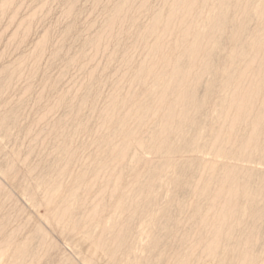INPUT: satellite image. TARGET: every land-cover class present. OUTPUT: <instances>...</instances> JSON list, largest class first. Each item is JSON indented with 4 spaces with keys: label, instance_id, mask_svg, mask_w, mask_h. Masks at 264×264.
<instances>
[{
    "label": "bare ground",
    "instance_id": "bare-ground-1",
    "mask_svg": "<svg viewBox=\"0 0 264 264\" xmlns=\"http://www.w3.org/2000/svg\"><path fill=\"white\" fill-rule=\"evenodd\" d=\"M17 2L0 0V18ZM76 2H66L65 13L70 19ZM160 8L153 10L150 0L113 4L96 37L62 68L85 66L102 50V42L122 41L121 35L129 34L121 58L111 54L106 59L111 62L109 58L115 57L129 76H119L106 98L97 91L104 105L96 110L91 105L92 98H97L93 97L98 86H93L98 78L96 69L81 67L86 78L80 83L86 91L73 93L74 87L69 88L50 100V107L45 105L48 114L64 110L68 115L37 133L36 128L46 120L39 109L40 115L33 124L30 120L32 126L25 130L41 142L39 157L45 163L39 177L41 164H32L29 157L23 160L21 150L9 159L7 170H1L33 204L46 210L47 219L63 230L67 239L86 246L81 264H259L253 247L264 220L260 206L264 169L256 172L239 163L264 157V0H163ZM13 10L12 24L18 8ZM140 14H148L149 22L144 26L137 23ZM253 14L257 20L251 28ZM30 17L18 30L32 31L35 13ZM74 27L70 24L61 34L62 42ZM48 37L46 34L37 43V64L49 51ZM18 38L16 31L12 42ZM56 47L59 50L50 52L54 58L63 48ZM87 47L92 54L86 52ZM224 47L227 53L222 56ZM138 49L143 58L135 66L130 54ZM28 59L0 72V97L23 76ZM68 70L65 67L59 81L50 85L51 98ZM206 77L209 79L205 81ZM202 87L203 94L199 95ZM41 91L35 98L38 105L47 97V90ZM25 93L0 111V135L4 138H11V128L22 122L28 107ZM215 95L218 102H214ZM90 106L98 117L96 128L83 120V112ZM203 131L207 136L205 150L211 158L183 159L181 171L172 177L176 194L165 204H157L158 184L174 165L173 157L186 149H199ZM79 132L90 135L91 150L86 144L75 143ZM2 144L0 139V151ZM50 148L62 163L48 164V159H43L48 156L50 160ZM228 158L234 162L221 160ZM19 161L27 167L25 172L19 169ZM31 180L43 191L41 194L28 184ZM183 190H187V198L182 200L178 193ZM5 196L0 185V201ZM145 222L155 227L152 233L145 230ZM96 226L97 235L93 230ZM33 228L30 237L19 243L17 231L8 233L6 225L0 226V264H26L28 258L42 263L33 250V241L39 238L42 247L51 244L46 231L37 225ZM60 260L58 264L68 262Z\"/></svg>",
    "mask_w": 264,
    "mask_h": 264
},
{
    "label": "rangeland",
    "instance_id": "rangeland-1",
    "mask_svg": "<svg viewBox=\"0 0 264 264\" xmlns=\"http://www.w3.org/2000/svg\"><path fill=\"white\" fill-rule=\"evenodd\" d=\"M67 1L68 0H18L16 6L12 7V9L8 11L7 15H4V17L0 18V72L2 73L3 69L8 67L10 64L21 61L23 58L29 56V59H28L29 61L23 65V72H24L23 76L18 77V80H16L17 79L16 78L15 81L12 83L13 85L12 88L10 86L9 87L10 89H8L9 91H6L5 95L3 94V96H1L2 98L0 97V111L1 112L4 110L3 107L7 106V103L16 101L19 95L24 94L26 91L27 92L25 94L27 95L26 96L27 98L25 99L27 101L25 100V107L28 106L25 108L26 114L24 113V116L21 119L22 122L18 125L20 129L17 126L11 128V130H13L12 131L13 133L11 132V135H13L14 137L12 136L11 138H9L5 136L8 138L7 139V138H4L3 136L4 134L0 135V139L3 142L2 144L3 149L0 151V183H1L0 185H2L3 188L5 189V195H6L5 198L2 201H0V226L6 225L8 233L12 231H17L18 232L17 242L26 241L30 237L29 235L34 229L33 227L36 225L40 226L44 231H46L48 235V243H50L51 246L42 247L41 241L39 238L33 241V250L36 251L37 254H39L40 257L38 259L41 258L40 259V262L42 261L41 264H58V260L61 262L60 259L68 260V262L62 261V264H68L69 262L72 264H81L83 256L87 252V248L86 246H82V245L81 246L74 245L71 242V240L67 239L66 234L63 232V230L57 228L54 224H52L47 219L46 210H44V208H42L38 204L37 205L33 204V202L30 201L26 193L16 188L15 185H12L10 182V179L8 180L7 174L5 175V172H3L1 169L6 171L7 170L6 165L9 159L12 158L14 154H16L19 150H21L22 151L21 156L23 160L24 158L29 157L30 162H32V164L36 163V165H39V166L41 164V169L38 170L37 175H36L37 176L36 178L39 177L38 174L41 172L40 170L43 169L42 165L45 160H42V161L40 160L39 155L42 151H40L39 148L41 147V142L33 140L31 138L32 136L28 135V132H27L28 126H32L31 123L33 124L36 117H38V115H40L41 113L42 115L40 116L45 115L46 120L43 123H41L40 126L36 128V130H37V133L41 131H47L56 119L63 118L66 115H68V112H65L64 110L63 111L60 110L59 112L56 111L52 114H48L45 111V108H46L45 105H49L47 107H50V105L53 104L51 103V101L52 102L54 101L53 98H56L58 95H60V93L62 94L64 90L66 92L69 91V88H72V87H74L72 88V90L74 89L72 91L73 93L74 92L79 93V91L80 93H83L81 91L85 92L86 86L84 85V87L82 88V84H81L83 83V79L85 80L86 78V76L83 75L82 68H87V69L95 68L96 69V74H97L96 76L98 78L96 77L97 79L94 80L95 82L93 83V86L96 87L98 85L97 86L98 88L96 87V89L95 88L94 89L96 90V92L100 91L101 93L100 92L99 93L104 98H106V96L110 94L109 92L111 91V87L114 81L117 80L119 76H124V74L126 76H129V74H127L128 72L123 68L122 64L119 63L120 61L117 60L121 58L120 56H122L121 50H122V47L125 44H127L128 42L127 39H129V34H126L128 35L127 38H125L126 35H121V38H123L124 36V38L121 39L122 41L114 40V41L102 42V50L95 55L92 61L86 62L84 64L85 66L82 67L81 64L75 65V66L74 65L65 66V65L71 64V62L67 60L74 58L75 53L79 51L81 48H83L87 41L92 40L96 37V35L100 31V27L104 23L103 21L105 20L110 8H112L113 4L115 2H118L119 0H99V1L98 0H76L77 1L76 9H75L76 11L73 14L71 19L65 13ZM162 4H163V0H150V7L155 11L160 10L161 9L160 7H162ZM17 8H18L17 18H16V21L12 24L11 19L14 13L13 9H17ZM32 13H35V17H34L32 28H31L32 31L28 34V33L23 32V30L22 32L21 30H18V26L20 23H22L24 20H26V22L27 20L30 21V18H31L30 16L32 15ZM256 20H257L256 16L253 14L251 16L250 25H249L251 28H253V25L256 23ZM148 22H149L148 14L139 15L138 21H137L139 26H144ZM72 23L76 27H74V29L71 30L70 34L67 35L68 37H65L64 39L65 42L64 41L62 42L60 40V38L62 37L61 34L67 31L68 26ZM16 31L19 34V38L16 43H13L12 36L14 33H16ZM46 34L49 35L48 38H50L49 39L50 40L49 42L51 43V44L49 43L50 48L47 49L49 50V51H46L47 53L45 52L42 55V57L39 58V63L37 64L38 54H37L36 46H37V43ZM222 38L226 39L227 35L224 34ZM61 42L63 43V45ZM57 45L60 48L63 47L61 50L62 53L60 52L59 57L54 58L50 52L54 53L55 49H57L56 47ZM57 50H59V48ZM85 50L89 55L92 54V50L90 47H87ZM226 53H227V47L226 48L224 47L222 56L226 55ZM111 54L116 55L115 57L117 59L115 57H113V59L109 58V60H111L110 62V61H107L106 59H108V55H111ZM34 55L36 57H34ZM142 55L143 53L139 49L137 51L131 52L130 57L133 61H135L134 62L135 66H136V62L137 61L139 62V60L143 58ZM31 57L35 59L32 60ZM64 63H65L64 66L66 68L69 67V70L62 77V80H61L62 82L59 84V87L57 85L58 91H54V93H52V95L54 96L51 98V91L49 90V87L50 85L54 83V80H57L55 82L59 81L60 79L59 76L61 75L60 73H62L63 69L65 68V67L62 68ZM43 74H45L44 76L46 77L50 76L52 79L50 77L46 78L42 76ZM46 74H48L49 76ZM84 76L85 78H82ZM127 78H128L127 80L129 81L130 77H127ZM44 79H46L47 81H45ZM208 79L209 77H206L205 81ZM81 80L82 82L80 83ZM47 83L49 84V86H47L48 85ZM77 83L79 85H76ZM41 90H44V92L47 90L45 93V95L47 94L46 95L47 97H45L44 99L47 100L48 97H50V99H48L47 101L43 99L44 101L42 102V104L38 105L35 98L37 97V93L39 94L40 92H42ZM95 90H93V93L95 94L93 95V97L97 96V98H95V100L92 98L91 105L92 107L95 105L96 110H99V109L101 110L102 109L101 107L104 105V102H100V101H103L104 98L102 99L99 98L100 94L98 92H97L98 94L94 92ZM199 91H200L199 95L203 94V87ZM218 95H215L214 102L215 100L216 102L219 101ZM34 103L37 107L34 105ZM34 106H35V109H34ZM39 109H41L42 112L45 111L44 114L41 111L39 113ZM89 110H91V112ZM89 110L87 109L83 112V118H84L83 120L87 122L92 128H96L98 125V117L97 115L96 116L93 115V112H92L93 110L91 109V106ZM1 112H0V115H1ZM48 116L49 118H47ZM30 120H32L33 122ZM21 127L24 128V130ZM150 127L153 128V125H151ZM26 129L27 131H25ZM78 134L75 137L77 138L76 139L77 142L75 143L78 145L86 144L84 145V146L88 145L87 146L88 148L86 147V149L91 150L93 145L91 144V140L89 137L90 135L87 136L86 133H82V132L81 134L80 132ZM43 135L45 134H42V137ZM144 137L147 138V135H145ZM206 138L207 136H206L205 131L201 132L200 138L198 141L199 149H186L182 154L180 153L173 157L175 160L174 165L167 169V173H166L168 174L167 177L158 184V190H157L158 195H157V202H156L157 204H165L167 201H169V199L174 194H176L175 186L172 183V177L173 175H175L174 173L181 171V161L183 159L187 157L203 158V159L211 158V156H209L205 150ZM9 139L10 140L12 139V140L9 141ZM30 149H34V152H31ZM86 149L84 147L85 152L89 151ZM50 150H51L49 152L50 160L48 156L47 158H43V159H48L47 160V162L49 161L48 164L62 163L63 160H61V157L59 158L60 159L59 160L57 158L58 155H55L51 148ZM43 154L45 156L47 155L46 152H44ZM146 155L152 158V155L150 154H146ZM221 160H224V162L231 163V164L234 162L232 158L221 159ZM260 163H262L263 165ZM239 165H241L242 167L248 166L252 170L256 172L257 171L260 172L262 171V169H264V157L261 158V160L258 159L252 162L243 161L239 163ZM23 166H25L24 163L19 161V169L25 172L27 167L25 166L26 168L24 167L25 168L24 169ZM45 166L46 165H44V167ZM33 183H34V180H31L28 184L32 185L35 192L37 190V192L39 191L41 194L42 190L37 189V187L35 188L36 185L34 186ZM38 197H39L38 199H40L41 195ZM178 197L179 199H182V200L184 198H187V190L180 191L178 193ZM260 206L264 208V200L263 202H261ZM159 218L160 216H158V219ZM150 227H154V226L150 224L149 222L144 223L145 230H147V232L149 233H152L155 230V227L154 229H150ZM259 227H261V230L259 233H257L258 239H257V242L255 243V246L253 247L254 248L253 251H254V254L258 257L257 258L258 263L264 264V220L262 221ZM93 230L95 231V235L99 233L97 226L94 227ZM141 238H142V243L146 244L147 241L145 239V236H142ZM10 255L12 256V252ZM26 264H40V263H39V260H31L30 258H28L26 261Z\"/></svg>",
    "mask_w": 264,
    "mask_h": 264
}]
</instances>
